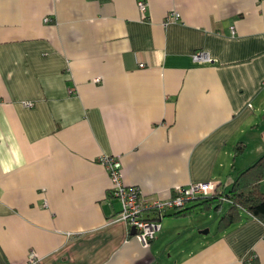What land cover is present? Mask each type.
I'll return each instance as SVG.
<instances>
[{
  "label": "crops",
  "instance_id": "0c3cea01",
  "mask_svg": "<svg viewBox=\"0 0 264 264\" xmlns=\"http://www.w3.org/2000/svg\"><path fill=\"white\" fill-rule=\"evenodd\" d=\"M138 1L0 0V264H264V220L219 228L230 200L143 246L100 161L152 198L228 192L264 155V0Z\"/></svg>",
  "mask_w": 264,
  "mask_h": 264
},
{
  "label": "built area",
  "instance_id": "2783aa9c",
  "mask_svg": "<svg viewBox=\"0 0 264 264\" xmlns=\"http://www.w3.org/2000/svg\"><path fill=\"white\" fill-rule=\"evenodd\" d=\"M138 6L143 9L144 2L138 1ZM170 16L176 19L177 13H171ZM192 58L194 61L202 62L211 60L208 53L202 50L195 51ZM100 161L106 167L111 180V195L116 197L121 204L117 218L130 228H134V236L145 247L156 237L160 229V221L167 213L180 211L186 208L189 201L197 198H209L217 188L214 181L191 183L184 187H177L174 193L166 199L152 198L143 194L135 186L123 184L119 157L106 156ZM221 200L228 201L226 197H221ZM28 259L32 263L37 261L33 252L29 253Z\"/></svg>",
  "mask_w": 264,
  "mask_h": 264
},
{
  "label": "trees",
  "instance_id": "16d2710c",
  "mask_svg": "<svg viewBox=\"0 0 264 264\" xmlns=\"http://www.w3.org/2000/svg\"><path fill=\"white\" fill-rule=\"evenodd\" d=\"M262 180H264V155L239 173L228 192L222 194L216 190L211 197L204 198L203 202L216 201L218 203L216 207L221 205V197L231 201L227 213L219 222V228L231 224L236 219L234 212L238 208L264 220V191L260 188ZM186 209L176 211L174 214H183Z\"/></svg>",
  "mask_w": 264,
  "mask_h": 264
},
{
  "label": "rangeland",
  "instance_id": "374dc122",
  "mask_svg": "<svg viewBox=\"0 0 264 264\" xmlns=\"http://www.w3.org/2000/svg\"><path fill=\"white\" fill-rule=\"evenodd\" d=\"M261 141V140H260ZM261 142H264V140H262ZM252 145H253V143L251 142V145H250V148H252ZM258 145H260V144H258ZM262 187H264V183H262ZM194 209H196L194 212H196V213H198V214H201V215H203L204 216V213L201 211V207L200 206H196V207H194ZM202 212V213H201ZM202 216V217H203ZM211 221V220H210Z\"/></svg>",
  "mask_w": 264,
  "mask_h": 264
},
{
  "label": "water",
  "instance_id": "95a60500",
  "mask_svg": "<svg viewBox=\"0 0 264 264\" xmlns=\"http://www.w3.org/2000/svg\"><path fill=\"white\" fill-rule=\"evenodd\" d=\"M134 228H131V233H133L134 234ZM203 232H206V230L205 231H203Z\"/></svg>",
  "mask_w": 264,
  "mask_h": 264
}]
</instances>
